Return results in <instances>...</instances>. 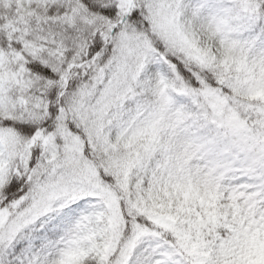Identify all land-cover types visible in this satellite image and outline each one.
<instances>
[{
	"label": "snow or ice",
	"instance_id": "obj_1",
	"mask_svg": "<svg viewBox=\"0 0 264 264\" xmlns=\"http://www.w3.org/2000/svg\"><path fill=\"white\" fill-rule=\"evenodd\" d=\"M0 264H264V0H0Z\"/></svg>",
	"mask_w": 264,
	"mask_h": 264
}]
</instances>
